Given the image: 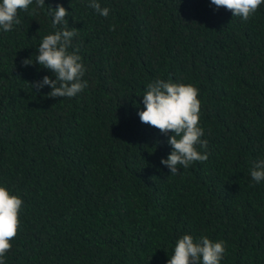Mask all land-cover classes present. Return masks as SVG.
Returning a JSON list of instances; mask_svg holds the SVG:
<instances>
[{
    "label": "trees",
    "instance_id": "obj_1",
    "mask_svg": "<svg viewBox=\"0 0 264 264\" xmlns=\"http://www.w3.org/2000/svg\"><path fill=\"white\" fill-rule=\"evenodd\" d=\"M98 2L106 18L33 0L0 30V186L24 202L5 264H167L185 234L224 241L221 264H264V4L243 21L211 0ZM57 5L86 69L72 98L30 86L55 79L35 60ZM158 79L199 90L209 158L177 175L160 163L172 133L138 115Z\"/></svg>",
    "mask_w": 264,
    "mask_h": 264
},
{
    "label": "clouds",
    "instance_id": "obj_2",
    "mask_svg": "<svg viewBox=\"0 0 264 264\" xmlns=\"http://www.w3.org/2000/svg\"><path fill=\"white\" fill-rule=\"evenodd\" d=\"M33 0H2L0 2V30L9 32L14 25L20 24L18 10H28ZM36 9L45 8V0H35ZM217 9L225 8L243 21H248L264 4V0H211ZM88 7L99 15L107 17L110 9L102 8L98 0H89ZM53 17L54 34L46 35L38 47L35 62L43 68L51 70L55 79L44 76L42 81L31 84L37 90L45 86L51 88L48 96L51 98H72L87 87V81L82 80L85 67L79 48L69 51L73 37L78 30L68 29L66 9L57 5L55 9L47 7ZM64 25L63 28H57ZM111 30H115L113 25ZM32 59L22 61L24 66L33 65ZM199 90L193 84L175 83L171 80L158 79L147 85L143 95L144 110L138 112L142 123L158 129L162 134L172 133L168 139L172 151L167 159H161L171 175L180 174L181 168H188L193 162L208 160L207 140H202L204 129L200 126L201 101ZM199 149H204L201 152ZM252 180L256 183L264 181V159L253 163ZM23 200L11 194L6 186H0V264H5L4 257L12 248L11 241L20 230V212ZM225 253V242H213L208 237L194 238L185 234L176 241L174 254L167 264H221Z\"/></svg>",
    "mask_w": 264,
    "mask_h": 264
}]
</instances>
